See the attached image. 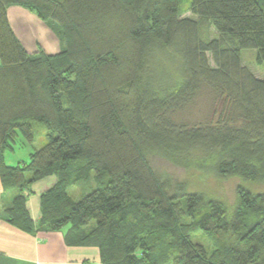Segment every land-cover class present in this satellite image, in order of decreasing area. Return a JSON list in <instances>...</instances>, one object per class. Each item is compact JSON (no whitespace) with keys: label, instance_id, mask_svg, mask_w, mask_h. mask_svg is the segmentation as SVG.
Listing matches in <instances>:
<instances>
[{"label":"trees","instance_id":"obj_1","mask_svg":"<svg viewBox=\"0 0 264 264\" xmlns=\"http://www.w3.org/2000/svg\"><path fill=\"white\" fill-rule=\"evenodd\" d=\"M58 28V53L28 52L8 7ZM0 0V178L12 203L4 218L26 232L70 226L66 242L95 246L102 264H264V0ZM211 28L218 33L212 37ZM207 96L210 113L180 114ZM33 121L47 142L30 160H6ZM170 164L238 178L232 204L163 174ZM94 174L97 188H69ZM40 193L34 220L28 196ZM95 222L91 225L92 222ZM209 236L207 250L192 239Z\"/></svg>","mask_w":264,"mask_h":264},{"label":"crops","instance_id":"obj_2","mask_svg":"<svg viewBox=\"0 0 264 264\" xmlns=\"http://www.w3.org/2000/svg\"><path fill=\"white\" fill-rule=\"evenodd\" d=\"M8 17L28 52L35 53L40 46L47 53L58 52L54 32L35 13L12 5L8 7ZM52 182L36 184L34 193L28 196V208L34 220L41 215L40 193ZM13 194L4 192L0 178V264H102L97 247L69 245L64 229L26 232L10 224L3 213L11 205Z\"/></svg>","mask_w":264,"mask_h":264},{"label":"rangeland","instance_id":"obj_3","mask_svg":"<svg viewBox=\"0 0 264 264\" xmlns=\"http://www.w3.org/2000/svg\"><path fill=\"white\" fill-rule=\"evenodd\" d=\"M181 8L184 12V16L191 17L193 19L198 18L196 14L192 13L189 10L190 0H181ZM42 21L45 22L49 26V28L54 32L57 45L59 46V50H58L59 52L62 47V37L59 33L58 28H55L54 25L44 20ZM211 33H213L212 37L215 38L218 37V33L215 32L212 28H211ZM40 48L42 47L40 46L38 48V51L40 50ZM241 56L244 65L251 68V70L258 77L260 78L264 77V60L261 61L258 60L256 49H243L241 52ZM209 113H210V104H209V100L207 99V96L205 95L204 98H200L198 102L191 109H187L184 112H182L180 116L185 120L196 121L203 119L205 116L209 115ZM33 132L35 134V139L33 142H28L24 138V136H20V138L17 140L15 148L7 152L6 160L9 164L17 165L19 163H24L29 161L32 152L35 149L41 148L46 144L47 126L44 123L33 121ZM153 165L156 167L158 171L162 172L163 174L166 175L171 174V176L179 178L180 180L185 179L189 183L190 189L194 191L203 192L207 196L220 199L227 204L233 203L236 196V186L241 182V180L238 178L221 179L212 174H206L195 170H190V171L185 170L184 168L176 167L170 164L168 161L162 158H155L153 161ZM93 175L94 174L92 173V175L89 177L88 180H83L77 184L72 185L68 190L69 195L73 199L79 200L85 194L96 189L98 186L95 182ZM247 185L250 186L255 191L264 190L263 184L247 183ZM94 223L95 222L93 221L91 225H93ZM63 229L65 230L66 234H68L70 230V226L69 225L65 226ZM192 239L194 242L202 244L207 250L214 249V244L211 238L202 232H195L192 235ZM162 264H172V263L164 262Z\"/></svg>","mask_w":264,"mask_h":264}]
</instances>
